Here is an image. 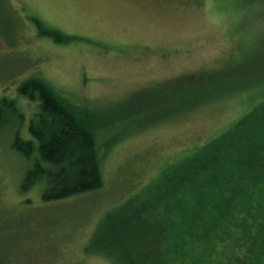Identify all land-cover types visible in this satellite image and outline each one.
Listing matches in <instances>:
<instances>
[{
  "label": "rangeland",
  "instance_id": "374dc122",
  "mask_svg": "<svg viewBox=\"0 0 264 264\" xmlns=\"http://www.w3.org/2000/svg\"><path fill=\"white\" fill-rule=\"evenodd\" d=\"M31 78L77 105L82 120L93 116L100 189L53 202L41 199L40 183L21 191L30 162L12 143L17 132L31 138L37 102L18 93ZM1 98L22 119L8 116L0 130V264H113L93 245L103 216L127 204L137 217L146 186L263 101L264 5L0 0Z\"/></svg>",
  "mask_w": 264,
  "mask_h": 264
},
{
  "label": "trees",
  "instance_id": "16d2710c",
  "mask_svg": "<svg viewBox=\"0 0 264 264\" xmlns=\"http://www.w3.org/2000/svg\"><path fill=\"white\" fill-rule=\"evenodd\" d=\"M35 22L41 35L62 41L58 32ZM18 93L38 108L28 125L31 138L17 132L12 143L30 162L21 191L40 183L41 199L53 202L100 189L93 116L82 120L77 105L38 78L24 82ZM8 116L22 119L14 103L1 98L0 130ZM143 191V212L136 217L127 204L115 208L93 234L95 250L113 264H209L214 258L222 264H264V98L241 122L171 165ZM230 244V251L217 256Z\"/></svg>",
  "mask_w": 264,
  "mask_h": 264
}]
</instances>
